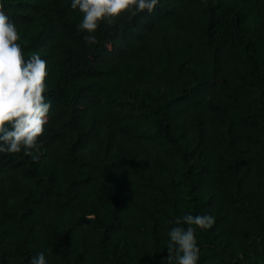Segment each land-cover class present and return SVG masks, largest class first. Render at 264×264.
<instances>
[{"label":"trees","instance_id":"obj_1","mask_svg":"<svg viewBox=\"0 0 264 264\" xmlns=\"http://www.w3.org/2000/svg\"><path fill=\"white\" fill-rule=\"evenodd\" d=\"M70 4L0 0L52 105L39 151L0 153V264H168L189 213L198 264H264V0H160L94 44Z\"/></svg>","mask_w":264,"mask_h":264},{"label":"clouds","instance_id":"obj_2","mask_svg":"<svg viewBox=\"0 0 264 264\" xmlns=\"http://www.w3.org/2000/svg\"><path fill=\"white\" fill-rule=\"evenodd\" d=\"M160 0H71V8L83 14L78 28L85 30L89 44L97 41L101 22L110 23L124 12L152 13ZM16 24L0 6V153L31 155L39 151V140L49 122L51 101L45 95L47 61L39 53L25 59L17 41ZM211 215L185 214L175 220L168 232V264H198L200 246L196 231L210 229ZM184 225H187L185 227ZM196 226V227H194ZM29 264H48L43 251L32 256Z\"/></svg>","mask_w":264,"mask_h":264},{"label":"rangeland","instance_id":"obj_3","mask_svg":"<svg viewBox=\"0 0 264 264\" xmlns=\"http://www.w3.org/2000/svg\"><path fill=\"white\" fill-rule=\"evenodd\" d=\"M179 106H181V105H179Z\"/></svg>","mask_w":264,"mask_h":264}]
</instances>
